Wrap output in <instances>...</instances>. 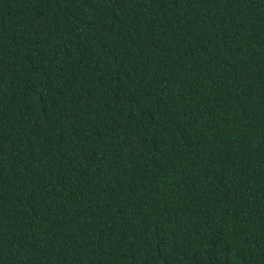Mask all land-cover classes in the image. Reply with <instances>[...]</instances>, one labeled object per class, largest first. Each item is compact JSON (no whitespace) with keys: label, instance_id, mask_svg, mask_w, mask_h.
<instances>
[{"label":"trees","instance_id":"obj_1","mask_svg":"<svg viewBox=\"0 0 264 264\" xmlns=\"http://www.w3.org/2000/svg\"><path fill=\"white\" fill-rule=\"evenodd\" d=\"M0 264H264V0H0Z\"/></svg>","mask_w":264,"mask_h":264}]
</instances>
